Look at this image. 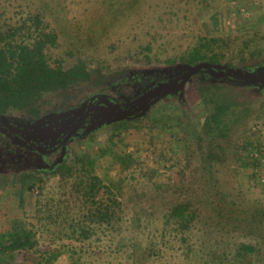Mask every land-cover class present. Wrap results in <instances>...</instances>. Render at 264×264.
I'll use <instances>...</instances> for the list:
<instances>
[{"label": "rangeland", "instance_id": "obj_1", "mask_svg": "<svg viewBox=\"0 0 264 264\" xmlns=\"http://www.w3.org/2000/svg\"><path fill=\"white\" fill-rule=\"evenodd\" d=\"M25 5L46 15L62 44L60 52L75 57L79 49L89 67L104 64L106 74L123 68L128 54L150 47L152 63L129 67L125 81L116 80L106 89L123 112L136 109L142 95L184 73L180 64L167 66L164 61L191 51L201 38H222L230 44L222 63H206L241 65V72L264 80V0H27ZM243 42H251L245 55L238 52ZM253 49L256 54H250ZM198 72L138 121L105 122L92 129L86 122L64 147L71 176L36 174L22 182L13 171H1L0 231L11 219L23 218L36 233L38 252L12 255L0 264H71L74 248L80 252V264H264V220L250 222L253 212L264 213V161H257L259 181L245 155L258 151L264 159V92L231 83L208 87L211 83ZM207 92L235 98L241 118L222 142L227 159L218 169L217 188L205 183L199 195L189 197L175 187L197 165L189 137L211 112ZM10 117L27 122L17 114ZM167 150L179 160L174 162L178 166L158 162ZM74 160L85 161L84 170L95 184L110 179L120 187L114 191L119 207L113 223L96 225L95 234L83 242L68 241L56 229L45 228L36 208L42 196L54 204L62 201L61 213L75 220L95 211L87 190L90 178ZM189 198L205 206L191 226L181 231L173 222L165 223L170 208ZM216 202L225 209L218 214ZM135 217L140 218L139 227Z\"/></svg>", "mask_w": 264, "mask_h": 264}, {"label": "trees", "instance_id": "obj_2", "mask_svg": "<svg viewBox=\"0 0 264 264\" xmlns=\"http://www.w3.org/2000/svg\"><path fill=\"white\" fill-rule=\"evenodd\" d=\"M12 2V0H4L3 3H0V116L17 114L21 120L27 122L71 116L73 110L85 104L92 95L105 94L106 89H109L116 80L125 81L129 75V67L132 68L141 62L152 63L148 54L150 47L146 45L141 48L142 53L128 54L123 60L125 66L113 73L106 74L103 71L104 64L89 67V63L82 58L79 49L76 50L78 55L75 57H71V53L60 52L62 44L44 13L39 10L30 11L28 6H24L27 0H16V7H13ZM250 43L243 42L238 52L245 55L244 53L249 51ZM229 45L222 38H201L191 51L170 57L164 63L167 66L180 64L182 71H187L196 64L209 60H216L220 64L226 58ZM256 53L257 50L253 49L250 54ZM227 67L241 72L240 67L242 66L238 65L235 68L230 63ZM200 70L202 71L201 75L204 73L211 83L208 84V87L216 88L219 84L231 83L238 88L251 87L264 92V88L228 75L223 70L210 67ZM203 80L206 82L204 78L201 79V81ZM185 82L188 80L180 81L167 94L176 90L179 92ZM207 98L211 112L203 118L199 126L196 125L191 129L189 137V144L194 147L193 155L197 165L188 169L189 173L184 176L182 183L175 187V191L185 192L189 197L199 195L198 190L200 191L205 183L217 188L218 169L226 163L227 159L222 142L226 141L225 138L228 137L230 129L241 118L237 110L240 104L235 98L230 99L226 95L220 97L214 92H207ZM107 103H110L107 98L95 99L93 115L96 117L93 118V123L88 129L96 128L105 122L127 121L119 119L118 116L114 117ZM136 109H128V113L133 115L137 111ZM138 120L139 118L133 119V121ZM4 141L1 142L4 143ZM61 153V159L48 164L47 167L30 160L26 168L18 169L12 175L18 177V181L22 182L30 180L36 174L59 175L60 179L71 176L73 168L64 163L68 153L64 149L61 150ZM161 154L158 161L161 165L178 166L174 162L179 164V160L174 158L170 151H162ZM77 161L84 170L85 161L74 160V162ZM50 162L52 160H49ZM4 163L7 166L9 161L4 160ZM83 172L87 179L90 178L87 190L91 191L94 200L92 203L95 211L90 217L85 215L77 220L68 217L66 212L61 213L63 211L62 201L54 204L52 200L46 201L40 196L36 202L37 215L42 217L43 226L56 229L61 235L60 237L71 242H83L90 239L95 234L94 228L100 223L107 227L110 226L119 207L118 194L114 192L120 188L116 180L109 179L104 182L100 179L95 184L93 182L95 178L90 176L89 171L84 170ZM38 181L41 184L42 181ZM33 187L31 185L28 189L32 190ZM38 187L41 190L40 185ZM220 195L223 196L222 193ZM221 200L225 203L223 197ZM209 202L210 200L207 203ZM215 206L217 214L225 210L220 202H216ZM202 207H205L203 202L191 198L181 201L170 208L165 223L173 222L179 230H187L195 221L197 213ZM229 212L234 211L230 209ZM262 220H264V213H252L250 218L252 225L256 221L262 224ZM133 223L135 227H139L140 218L135 217ZM37 245L36 233L29 228V223L23 218H13L5 226V229L0 231V261L2 259L4 261L12 255L37 253ZM79 253L75 248L71 249V264H80Z\"/></svg>", "mask_w": 264, "mask_h": 264}, {"label": "flooded vegetation", "instance_id": "obj_3", "mask_svg": "<svg viewBox=\"0 0 264 264\" xmlns=\"http://www.w3.org/2000/svg\"><path fill=\"white\" fill-rule=\"evenodd\" d=\"M186 72L187 71H184V73L182 72V74L176 75L173 80L181 77ZM157 95L158 93L155 91L152 93H145L142 95L143 97L140 99V102H138L136 107L137 111L133 115L124 112L125 115L127 117L135 116L140 112L142 103L148 104ZM109 97L112 98L108 99L110 103H107L110 112L114 117H117L118 111L115 103L119 104V102L114 97ZM94 101L95 100L89 105L88 99L85 104H82L76 110H73L71 116H65L58 119L45 118L39 122H25L24 124L23 121L12 120L10 116H0V140H5L4 143L0 141V172H16L18 169L22 170L27 167L26 165L30 160L37 162L43 167L58 162L61 159V150L64 149L70 137L73 136L80 127L84 126L86 122L88 127L93 123V118L96 117L93 115ZM80 118H82V121L77 124ZM75 124L77 127L72 130ZM51 156L52 159H50ZM4 160L9 161L7 166L4 163ZM49 160H52V162L49 163Z\"/></svg>", "mask_w": 264, "mask_h": 264}, {"label": "water", "instance_id": "obj_4", "mask_svg": "<svg viewBox=\"0 0 264 264\" xmlns=\"http://www.w3.org/2000/svg\"><path fill=\"white\" fill-rule=\"evenodd\" d=\"M204 67H210L213 69H220L225 71L226 74L231 75V76H235L237 78L243 79L245 81H247L248 83L254 84V85H258L260 88H264V80L257 78L253 75L250 74H245V73H241L238 70L234 69V68H229V67H224V66H220V65H211L208 64L206 62H202L199 64H196L195 66L191 67L190 69L187 70V72L185 74H183L181 77L167 83L164 86H161L158 90H156L155 92L158 93V95L152 100L150 101L148 104H142V108L140 110L139 113H137L135 116H130L127 117L125 115L124 112H122V110L120 109V106L118 103H115L116 107H117V111L118 114L117 116L119 117V119H134V118H140L142 116H144L146 114V112L150 109V107L152 105H154L161 97H163L165 94H167V92L172 88H174L176 86V84H178L180 81H185L188 80L192 75H194L195 73H197L200 69L204 68ZM98 98H107L110 99L111 97L107 96V95H93L89 98V105L90 103H92L93 100L98 99ZM112 99V98H111ZM83 118V116H82ZM82 118H80L77 122V124H79L82 121ZM77 125L75 124L72 128V130L74 128H76ZM71 130V131H72Z\"/></svg>", "mask_w": 264, "mask_h": 264}, {"label": "built area", "instance_id": "obj_5", "mask_svg": "<svg viewBox=\"0 0 264 264\" xmlns=\"http://www.w3.org/2000/svg\"><path fill=\"white\" fill-rule=\"evenodd\" d=\"M253 130H255L254 128H253ZM248 153H250V154H248ZM261 152H258V151H254V152H251V151H249V152H245V155H246V157H247V162L249 163V161H252V163H254V170H253V175H254V177H255V179H258L259 180V174L256 172V168H257V166H258V162L257 161H264V159L263 160H261L260 159V154ZM245 157V158H246ZM252 163H250L251 165H252ZM260 181V180H259ZM263 181V180H262Z\"/></svg>", "mask_w": 264, "mask_h": 264}]
</instances>
